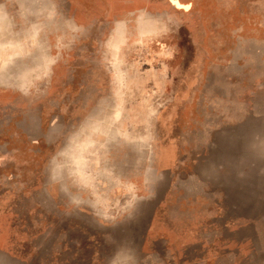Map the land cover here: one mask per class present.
Segmentation results:
<instances>
[{
	"label": "rangeland",
	"instance_id": "obj_1",
	"mask_svg": "<svg viewBox=\"0 0 264 264\" xmlns=\"http://www.w3.org/2000/svg\"><path fill=\"white\" fill-rule=\"evenodd\" d=\"M0 264H264V0H0Z\"/></svg>",
	"mask_w": 264,
	"mask_h": 264
}]
</instances>
